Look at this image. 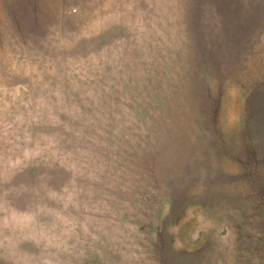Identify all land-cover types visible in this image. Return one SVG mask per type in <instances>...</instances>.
<instances>
[{
  "label": "rangeland",
  "instance_id": "obj_1",
  "mask_svg": "<svg viewBox=\"0 0 264 264\" xmlns=\"http://www.w3.org/2000/svg\"><path fill=\"white\" fill-rule=\"evenodd\" d=\"M0 264H264V0H0Z\"/></svg>",
  "mask_w": 264,
  "mask_h": 264
}]
</instances>
